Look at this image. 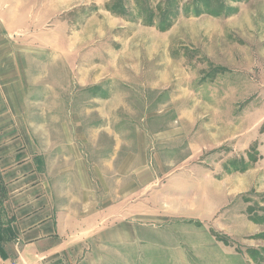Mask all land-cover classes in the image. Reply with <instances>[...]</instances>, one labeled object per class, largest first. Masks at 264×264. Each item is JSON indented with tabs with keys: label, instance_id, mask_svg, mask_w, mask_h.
I'll list each match as a JSON object with an SVG mask.
<instances>
[{
	"label": "rangeland",
	"instance_id": "obj_1",
	"mask_svg": "<svg viewBox=\"0 0 264 264\" xmlns=\"http://www.w3.org/2000/svg\"><path fill=\"white\" fill-rule=\"evenodd\" d=\"M10 1L0 0V11ZM31 3L29 31L40 35L10 41L51 45L53 66L68 46L69 78L85 83L67 86L68 105L61 85L44 87L54 110L68 108L79 139L99 141L86 157L104 156L110 138L141 141L147 149L132 151L147 154L150 187L181 204L158 214L180 229L162 246L176 252L172 261L135 260L117 248L102 262L91 254L93 264H264V0ZM189 200L194 210L182 205ZM150 203L156 214L155 195Z\"/></svg>",
	"mask_w": 264,
	"mask_h": 264
},
{
	"label": "crops",
	"instance_id": "obj_2",
	"mask_svg": "<svg viewBox=\"0 0 264 264\" xmlns=\"http://www.w3.org/2000/svg\"><path fill=\"white\" fill-rule=\"evenodd\" d=\"M11 1L6 12L0 11L3 264H82L86 258L90 262L85 264H93L91 254L94 262H102L106 260L105 254L115 255L117 248L135 260L144 255V260L172 261L176 252L166 253L162 246L165 238L172 239L180 229L158 214L172 213L175 210L169 207L181 204L173 195L150 187L151 173L142 169L148 165L147 154L132 151L147 147L141 141L113 142L110 138L102 147L104 156L86 157V148H94L99 141L79 139V132H84L69 125L68 108L59 113L54 110L53 96L44 87L49 86L51 91V85H61L58 89L68 105L67 86L69 90V85L85 83L77 74L76 78H69L68 46L60 47L62 64L53 66L51 45L11 43V37L19 40L26 34L40 35L29 31L34 23L28 7L31 0L20 4ZM38 63L46 65L38 67ZM96 78L99 79L93 77L87 83L97 86L100 81ZM46 92L49 96L42 99V93ZM100 99V95L90 97L98 103L96 110L100 108ZM75 111L71 114L78 115ZM26 118L32 121L38 118L42 125H32ZM153 195L158 202L152 205L156 214L149 212ZM182 205L189 210L196 208L193 200ZM169 226L173 229L166 232Z\"/></svg>",
	"mask_w": 264,
	"mask_h": 264
},
{
	"label": "built area",
	"instance_id": "obj_3",
	"mask_svg": "<svg viewBox=\"0 0 264 264\" xmlns=\"http://www.w3.org/2000/svg\"><path fill=\"white\" fill-rule=\"evenodd\" d=\"M1 256V255H0Z\"/></svg>",
	"mask_w": 264,
	"mask_h": 264
}]
</instances>
